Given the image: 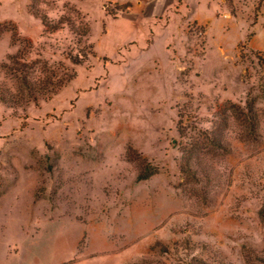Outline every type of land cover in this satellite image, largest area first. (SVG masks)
<instances>
[{
  "label": "rangeland",
  "instance_id": "rangeland-1",
  "mask_svg": "<svg viewBox=\"0 0 264 264\" xmlns=\"http://www.w3.org/2000/svg\"><path fill=\"white\" fill-rule=\"evenodd\" d=\"M141 1L0 0V264H264V0Z\"/></svg>",
  "mask_w": 264,
  "mask_h": 264
},
{
  "label": "crops",
  "instance_id": "crops-1",
  "mask_svg": "<svg viewBox=\"0 0 264 264\" xmlns=\"http://www.w3.org/2000/svg\"><path fill=\"white\" fill-rule=\"evenodd\" d=\"M181 0H142L137 7H139V12L144 11L145 18H155L156 16L164 17L172 9H177L179 6H183L190 0H183L181 5ZM181 8V7H180ZM143 15V17H144ZM143 22L144 19H142Z\"/></svg>",
  "mask_w": 264,
  "mask_h": 264
},
{
  "label": "trees",
  "instance_id": "trees-1",
  "mask_svg": "<svg viewBox=\"0 0 264 264\" xmlns=\"http://www.w3.org/2000/svg\"><path fill=\"white\" fill-rule=\"evenodd\" d=\"M22 82H23V85H24V87L25 88H27L26 90H31L32 89V84H31V81H30V79H29V77H23L22 79ZM5 95H2V96H0V100H2V101H6V97H4ZM249 115L247 116V117H249L248 119L249 120H245V122H247V123H249V122H251V126L249 127V128H252L251 130L252 131H255V125L253 124V121H256L255 120V115H256V110H254V109H251V112L250 113H248ZM259 215H260V217H261V219L264 221V204L262 205V207H261V209H260V211H259Z\"/></svg>",
  "mask_w": 264,
  "mask_h": 264
}]
</instances>
